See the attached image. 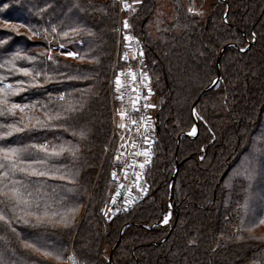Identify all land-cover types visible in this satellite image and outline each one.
<instances>
[{
	"label": "trees",
	"instance_id": "trees-1",
	"mask_svg": "<svg viewBox=\"0 0 264 264\" xmlns=\"http://www.w3.org/2000/svg\"><path fill=\"white\" fill-rule=\"evenodd\" d=\"M126 2L145 46L157 143L147 197L107 220L110 153L117 146L116 135L110 141L112 115L119 106L112 71L121 64L115 56L117 0H0L1 22L27 30L0 28V77L14 86L31 79L4 66L16 52L36 58L16 61L17 68L45 70L33 82L37 86L25 83L10 97L29 107L0 117V123L22 120L31 128L61 105L78 109L68 121H54L51 130L16 133L8 140H19L13 146L75 150L57 162L69 178L48 181L63 197L54 209L70 226L32 228L8 213L12 227L21 237L37 233L42 242L66 248L75 264H264V235L249 231L264 220V0ZM72 27L79 32L73 34ZM56 43L69 44L75 55L62 54L52 47ZM118 44L120 52L122 39ZM217 58L219 82L194 103L192 114L193 102L216 75ZM194 123V136L177 139ZM73 208H78L74 220ZM7 238L9 264H53L29 254L11 231Z\"/></svg>",
	"mask_w": 264,
	"mask_h": 264
},
{
	"label": "snow or ice",
	"instance_id": "snow-or-ice-1",
	"mask_svg": "<svg viewBox=\"0 0 264 264\" xmlns=\"http://www.w3.org/2000/svg\"><path fill=\"white\" fill-rule=\"evenodd\" d=\"M138 2V0H137ZM125 8L128 6L125 5ZM45 10L40 9L42 14ZM6 28L10 31H15L14 26H10L8 22H5ZM23 26V25H21ZM124 28H128L127 21L124 22ZM29 27H31L29 25ZM51 32L56 33L57 27H51ZM71 32L76 34L79 32L77 27H72ZM64 37L69 36V32L63 31ZM125 40H130L131 37L125 36ZM64 47L63 44L60 45ZM68 55L74 56V53L69 52ZM142 55V53H141ZM35 57L22 56L20 52H16L9 60L5 61V65H11L9 72L13 75L19 73L24 77H30L29 81L18 80L16 85L6 83L7 77H0V117H9L14 115L15 110L24 112L29 105L21 106L18 103L12 102L10 97L19 95L23 88L20 87L25 83L30 86H37L33 82L36 81L41 75L44 74L43 69L30 70L27 67L17 68L15 62L18 60H25L28 62H34ZM52 59L51 56L48 57ZM47 79V77H45ZM146 78V74L142 75V79ZM215 84L216 81H213ZM119 84V79H117ZM119 98V97H118ZM64 96H60L59 100H64ZM83 105H80L82 108ZM148 107H152L148 105ZM78 111L74 105L64 106L61 105L54 113H49L46 120H36L31 128L28 127L22 120L8 123L6 120L0 123V231L4 232L3 236H0V242L4 248V252L0 253V264H9L6 253L9 251L8 245L10 240L7 238V232L11 231L16 237L17 242L22 246L29 254H39L44 258V261L51 260L53 264H75V257L73 255H67V249L63 247H56L49 245L46 242H42L39 238V234H25L21 237V233H18L14 227H12V217H9L8 213H12L13 217L25 226L32 228H39L45 224H62L64 227H69L70 224L65 217L54 209V205H63V197L58 198L56 186L48 183L49 180H65L69 178L68 174L64 172L62 168L58 166V161L64 155V153H70L75 155V150L72 148H66L59 146L58 150L54 146V150L49 151L48 145L30 144L20 146H13V144H19V140L9 143L10 137H13L16 133L33 131L36 129L51 130L54 126V121H68L71 118V113ZM31 119V118H29ZM119 127H125L124 124H120ZM67 130V129H65ZM190 135H195L196 130L193 129ZM80 136L85 137V133L81 131ZM36 153H43V155H34L32 150ZM145 163H148V152H144ZM141 168L144 164L140 165ZM254 171V170H253ZM59 173V175H57ZM253 173H249L247 179L252 178ZM51 189V191H49ZM18 212H23V215H16ZM78 212V208L72 209V219H75V213ZM59 217V219H56ZM165 223L168 222V218L165 217ZM260 223H264L261 220ZM14 254V253H13ZM39 264V262H37Z\"/></svg>",
	"mask_w": 264,
	"mask_h": 264
},
{
	"label": "built area",
	"instance_id": "built-area-1",
	"mask_svg": "<svg viewBox=\"0 0 264 264\" xmlns=\"http://www.w3.org/2000/svg\"><path fill=\"white\" fill-rule=\"evenodd\" d=\"M129 4L126 0H117L118 22L116 26L117 47L116 58L119 56L121 64L112 71L113 81L118 92L119 106L112 115V133L119 134L116 138V147L111 151V165L109 169V185L111 196L107 202L105 216L109 220L117 215L125 214L142 202L149 193L147 173L152 163L157 143L156 117L154 105L151 100L150 78L144 67L145 46L143 40L135 33L128 17ZM127 21L129 27L124 28ZM131 37L125 40L124 37ZM122 39L123 47L119 52L118 41ZM142 53V55H141ZM146 78L142 79V75ZM119 79V84H117ZM151 105L152 107H148ZM116 114L121 115L119 127ZM106 151H110L109 145ZM144 152H148V163H145ZM144 164L141 168L140 165ZM165 217H170V204L160 224Z\"/></svg>",
	"mask_w": 264,
	"mask_h": 264
},
{
	"label": "rangeland",
	"instance_id": "rangeland-1",
	"mask_svg": "<svg viewBox=\"0 0 264 264\" xmlns=\"http://www.w3.org/2000/svg\"><path fill=\"white\" fill-rule=\"evenodd\" d=\"M9 25H10V26H14V27H15V30H16L17 32H24V33H27V30H26L23 26H21V25H19V24H9ZM0 28H4V29L6 28V24L3 23V22H1V20H0ZM45 37H46V40H47L48 42L53 41V40H51V39L49 38V36H45ZM48 39H49V40H48ZM53 42H54V41H53ZM61 44L64 45L63 48L60 47ZM68 45H69V44H67V43H56V44H54V46H52V47H53V48L55 47L59 52L63 51L62 54L67 55V56H70V55H68L69 52L75 54V52H74L72 49H70V47H68ZM70 57H73V56H70ZM116 117H117V123H118V125H120V124H121V115H120V114H118V115L116 114ZM193 126H194V125H193ZM193 126H192V127H193ZM192 127L190 128V131H191ZM116 136H117V138H120L119 140H122V138L119 136V134H117ZM249 231L252 232V234H256V235H258V236H262V235H264V224H263V223H260L259 225L254 226V227H253L252 229H250ZM68 255H72L71 251H69Z\"/></svg>",
	"mask_w": 264,
	"mask_h": 264
},
{
	"label": "water",
	"instance_id": "water-1",
	"mask_svg": "<svg viewBox=\"0 0 264 264\" xmlns=\"http://www.w3.org/2000/svg\"><path fill=\"white\" fill-rule=\"evenodd\" d=\"M226 46H228V45H224V46L220 49V51H222ZM219 79H220V73H219V65H218V58H217V61H216V75H215V77L211 80V82L201 90V92L199 93V95L197 96V98L195 99V101L193 102V104H192V114H193V106H194V103L200 98V96H201V95H202L207 89H210V88L215 87V86L218 84ZM213 81H216V83L214 84ZM193 129H195L196 132H197V124H196V123H194ZM193 129H192V131H193ZM192 131H191V132H192ZM191 132H183V133H180V134L177 136V139L180 138V136H181L182 134L187 135V136H189V137L194 136V135H190V134H189V133H191ZM177 168H178V164H176V166H175V169H174V171H173V175L171 176V179L173 178L174 173L177 171Z\"/></svg>",
	"mask_w": 264,
	"mask_h": 264
}]
</instances>
